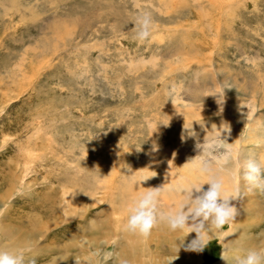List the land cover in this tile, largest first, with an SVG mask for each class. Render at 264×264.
Here are the masks:
<instances>
[{"label": "rangeland", "instance_id": "obj_1", "mask_svg": "<svg viewBox=\"0 0 264 264\" xmlns=\"http://www.w3.org/2000/svg\"><path fill=\"white\" fill-rule=\"evenodd\" d=\"M145 12L140 42L132 21ZM206 135L224 147L200 153ZM228 147L218 174L248 192L238 165L264 159V0H0V249L25 264H118L124 245L129 264H234L260 225L227 245L210 230L202 251L184 250L187 228L122 230L138 193L163 186L160 210L175 209L178 186L207 179L201 158Z\"/></svg>", "mask_w": 264, "mask_h": 264}, {"label": "clouds", "instance_id": "obj_2", "mask_svg": "<svg viewBox=\"0 0 264 264\" xmlns=\"http://www.w3.org/2000/svg\"><path fill=\"white\" fill-rule=\"evenodd\" d=\"M132 22L136 28V38L140 42L147 40L151 35L152 28L150 14L147 12L142 13ZM220 102L222 100H218V103ZM225 125L227 124L222 125V129L225 132L230 131L228 125ZM192 135H195V133H192ZM220 139H222L221 132ZM222 147L224 146L218 142L217 138H208V135L205 136L203 143L197 142L196 144V148L201 150L200 153H205L206 156H211L212 151ZM152 150H158L155 144ZM232 159L233 154L230 147L226 148L219 157L201 158L198 171L206 175L207 179L201 184H192L189 187L180 189L183 198L175 209L160 210L159 198L164 190L163 186L148 187L146 191L138 193L126 205V216L122 224V230L147 238L152 229L158 224H164L172 231L187 228L188 231L184 238L193 232L196 237L187 244L184 250L202 251L207 245L206 233L210 230H222L225 225L234 221L238 215V209L231 201L241 198V190L237 186L231 192L226 191L223 178L218 174L224 170V166L228 165ZM238 168L240 177L247 185L248 191L264 192V159H247L240 162ZM152 176L145 177L140 182ZM205 183L208 184L207 190L203 188ZM184 238L180 240L179 247L183 245ZM111 257L112 254L108 253L104 259H111ZM220 258L229 264L223 253L220 254ZM233 260L234 264H264V250L249 249L244 255L236 256ZM0 264H25V257L22 253L0 249ZM29 264H35V261H30ZM118 264H129V262L127 259H119Z\"/></svg>", "mask_w": 264, "mask_h": 264}, {"label": "bare ground", "instance_id": "obj_3", "mask_svg": "<svg viewBox=\"0 0 264 264\" xmlns=\"http://www.w3.org/2000/svg\"><path fill=\"white\" fill-rule=\"evenodd\" d=\"M236 130V129H235ZM233 139H236L235 137L233 138ZM235 149V148H234ZM193 163H196L195 161H193L192 162V164ZM193 166H194V164H193ZM226 186V185H225ZM184 187H186L184 184L182 185V186H178L177 188H178V191L177 190H174V191H176V192H178V194L179 195H181L182 196V193H181V191H180V189H182V188H184ZM189 187V186H188ZM204 187V186H203ZM207 187V186H206ZM226 191H228L229 192V190H227V189H225ZM263 197V196H262ZM250 198H252V202L251 203H249V202H247ZM260 200H262L261 199V197H260V194H259V192L257 191L256 193H255V190H253V191H248V192H243V193H241V198H238V201L236 202V200H232L231 201V203L238 209V215L235 217V220L234 221H232V222H230L229 224H228V226H229V230L227 231V232H225V233H223V232H218V231H216L215 232V234H216V237L218 236L219 237V239L220 240H222V241H224L223 242V244H225V245H227L231 240L233 241L234 239V241H236V239H238V237H240L239 235H237V234H241V232L242 231H244V227L246 226V227H248V228H250V227H252V229L254 230V229H256L257 227H258V225H260V228H257V230H259L260 231V233H262V236H261V241L257 238L256 240H252V241H250L251 239H247V238H250V237H247V238H245V239H247L246 241L248 242V245L246 244V245H244V242H241V239L239 240L238 239V244L237 245H235V247H236V249H238L239 251H244V253H246V251L247 250H249V249H254L255 247V244H256V241L258 242V240H259V242L260 243H262L263 245L262 246H264V224H261L262 222L264 223V208H262V207H260V206H258V204H259V202H260ZM44 204H46L45 203V201L43 202ZM44 204L41 206V209H44ZM179 204V203H178ZM167 205V204H166ZM47 206V205H46ZM165 206V205H164ZM177 206V205H176ZM168 207V206H167ZM52 208V206L50 207V209ZM239 209L241 210H243V211H241V212H239ZM167 210H169L168 208H167ZM44 212V211H43ZM50 212H54V211H50ZM247 213L250 215V213H252L253 215H254V219L253 220H255V221H253L251 224H246V225H239L237 222H238V220H240L239 222H244L245 220H247L246 218H247ZM252 214H251V216H252ZM41 215H42V213L41 212H38V216H37V218L36 219H38V220H42V217H41ZM45 215V214H44ZM250 217V216H249ZM248 217V218H249ZM237 218V219H236ZM240 218V219H239ZM251 218V217H250ZM249 221L250 220H248V223H249ZM252 221V220H251ZM37 222V221H36ZM32 223V222H31ZM246 223V222H245ZM244 223V224H245ZM36 227V226H35ZM38 227V226H37ZM165 228H166V230H167V232H171V233H175L174 231H172V230H170L166 225H165ZM253 230H251V232L253 231ZM28 230H26V232H27ZM11 234V233H10ZM40 233H39V231L38 230H36V232L35 231H33V230H31L30 231V236L29 235H27L28 236V239L26 240V242H31V241H33V240H35V237L36 236H38ZM125 234H126V232H125ZM130 233H128L127 232V234H126V237H130V238H132L131 237V234L129 235ZM196 236V235H195ZM242 236V235H241ZM260 237V236H259ZM15 238V237H14ZM16 239V238H15ZM19 241V240H18ZM252 242V243H251ZM236 243H237V241H236ZM241 243V244H240ZM30 244V243H29ZM21 248V247H20ZM27 248V247H26ZM234 249V248H233ZM26 251V250H25ZM123 253H124V256H125V259H127L128 261H130V260H132V262H134L136 259H134V257H133V254H132V251H131V248H130V246H127V245H124L123 246ZM31 254V253H30ZM135 256V255H134ZM63 259V258H62ZM61 259V260H62ZM59 262H60V257H56L54 260H53V262H52V264H59Z\"/></svg>", "mask_w": 264, "mask_h": 264}]
</instances>
